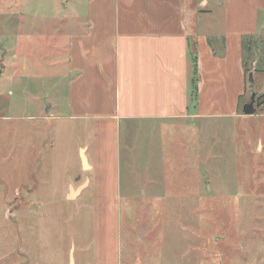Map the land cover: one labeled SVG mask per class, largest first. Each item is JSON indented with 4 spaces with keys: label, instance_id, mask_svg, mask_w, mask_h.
I'll return each mask as SVG.
<instances>
[{
    "label": "rangeland",
    "instance_id": "1",
    "mask_svg": "<svg viewBox=\"0 0 264 264\" xmlns=\"http://www.w3.org/2000/svg\"><path fill=\"white\" fill-rule=\"evenodd\" d=\"M76 8L74 0H0V116L9 117L0 122V133L19 130L23 153L17 170L32 173V184L39 186L27 195L36 214L9 221L21 226L20 234L15 232L24 239L22 250L33 258L31 264H71V257L73 264H93L96 241L103 238L121 240L124 264H174L180 254L179 228L214 238L224 233L220 242L212 238L208 250H201L204 256L233 259L242 246L241 264H251L252 258L264 264V155L254 154L250 181V142L245 148L235 145V126L209 122L207 150L216 151L209 180L199 120L194 133L190 125L182 135L172 124L121 122L117 133L109 131L102 140L93 132L94 119L71 118L68 82L74 76L67 72L66 49ZM247 66L250 71L253 64ZM254 131L255 138L261 135L264 118H254ZM8 135H0V141L5 143ZM182 138L198 147L193 155L185 156L186 150L176 146ZM111 139L119 142V185L110 180V157L99 148ZM88 145L95 166L91 173L80 150ZM86 180L91 183L79 195L71 191ZM5 194L13 199L12 193ZM202 242L194 246L203 249L207 241ZM7 247L4 243V251Z\"/></svg>",
    "mask_w": 264,
    "mask_h": 264
},
{
    "label": "crops",
    "instance_id": "2",
    "mask_svg": "<svg viewBox=\"0 0 264 264\" xmlns=\"http://www.w3.org/2000/svg\"><path fill=\"white\" fill-rule=\"evenodd\" d=\"M74 2L78 8L73 10L70 19L73 29H69L66 49L67 72L74 76L68 82L71 118L94 119L96 125L93 132L102 134V140L109 131L117 133L121 122L172 124L182 135L190 125L194 133L196 120H199L203 124V165L209 180L210 160L216 153L213 148L207 150V141L211 138L209 122L227 121L228 125L235 126L236 146L241 143L244 147L250 142L246 155L250 154L251 159L249 180L254 181V154L264 155V131L254 137V118H264V105L256 106L253 115H246L243 108L251 101L252 91L257 97L264 95V72L256 73V83L251 87L248 71L244 67L243 39L257 35L264 38V0ZM67 4L65 1V9H68ZM192 50L198 70L196 101ZM3 119L9 117L0 116V122ZM8 136L9 140L5 143L0 141V264H31L33 258L22 250L24 239L17 235L21 226L9 221L29 220L36 214L30 209L27 195L39 190V186L32 184V173L26 171L20 174L17 170L19 151L23 153L19 130L11 129ZM117 143L111 139L110 144L102 142L99 148L103 147L104 156L110 157V180L119 185L120 154ZM176 146L186 150L185 156L198 150L193 141L189 143L183 138ZM89 149V145L80 147L91 173L95 171V166L90 162ZM4 154L5 163L2 160ZM90 183L89 180L83 181L78 189L71 186V191L79 195ZM5 192L12 193L13 199L9 200ZM179 229L182 237L176 240L181 244L178 245L180 254L174 264H241V253L238 252H242V246L234 252L233 259L227 254H220L216 263V256L201 254V250H208L212 245V238L216 239L213 243L224 239V233L214 238L195 228H190L187 234ZM251 229L254 231V221ZM191 236L192 243L189 241ZM199 240L207 241L203 249L202 246H194ZM4 243L8 245L6 251ZM250 244L254 246V238ZM95 246L93 264H124L120 239H97ZM41 259L44 261V258ZM125 264L133 263L126 260ZM251 264H254V258Z\"/></svg>",
    "mask_w": 264,
    "mask_h": 264
},
{
    "label": "trees",
    "instance_id": "3",
    "mask_svg": "<svg viewBox=\"0 0 264 264\" xmlns=\"http://www.w3.org/2000/svg\"><path fill=\"white\" fill-rule=\"evenodd\" d=\"M243 59H244V67L248 71V62L257 61L256 62V73L264 72V38L262 36H254V37H245L243 39ZM191 56L193 57L194 62V78H193V94L194 100L196 101V91L198 88V70H197V59L195 56V52L192 50ZM250 71H248L249 74ZM264 105V95L259 96L256 100V106L260 107Z\"/></svg>",
    "mask_w": 264,
    "mask_h": 264
},
{
    "label": "water",
    "instance_id": "4",
    "mask_svg": "<svg viewBox=\"0 0 264 264\" xmlns=\"http://www.w3.org/2000/svg\"><path fill=\"white\" fill-rule=\"evenodd\" d=\"M255 68H256V63H253V67L251 68V70H250V72L248 74V80H249V83L251 84V87L253 85H255V83H256V80H255V75H256ZM0 75H1V73H0ZM256 97L257 96H256L255 91H252L251 101L248 104H246L244 106V108H243V112L246 115H253V114L256 113V107H255ZM82 158H83L84 166H85V168H87L86 158L84 156H82ZM71 264H73V259L72 258H71Z\"/></svg>",
    "mask_w": 264,
    "mask_h": 264
}]
</instances>
